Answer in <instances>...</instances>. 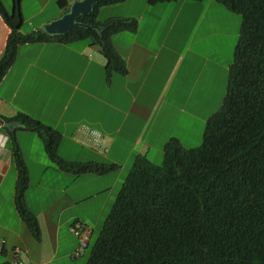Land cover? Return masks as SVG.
<instances>
[{
  "label": "crops",
  "instance_id": "0c3cea01",
  "mask_svg": "<svg viewBox=\"0 0 264 264\" xmlns=\"http://www.w3.org/2000/svg\"><path fill=\"white\" fill-rule=\"evenodd\" d=\"M45 1L26 8L21 0L22 27L30 29L21 31L23 34L44 30L80 0H65L66 7L58 4L48 13ZM127 1L103 5L97 16L102 8L119 7ZM181 1L147 2L138 14L134 11L97 20L137 21L136 31L112 37L125 64L124 75L108 73L107 59L87 41L81 45L77 44L80 41H49L19 46L13 65L0 82V115L13 118L22 113L58 132L57 153L66 162L115 165L116 169L104 175L61 171L48 159L36 133L18 130L16 142L28 175L24 204L38 223L35 238L16 207L18 172L10 139L0 126V264H13L15 247L24 251L26 264L74 263L80 234L71 228L78 225L87 235L83 254L97 225L108 215L103 216L101 206L113 205L137 157L160 164L170 139L183 140L179 142L187 149L201 144L206 121L220 108L224 96L219 98L221 90L204 93L198 89L203 72L212 63L195 46L197 24L190 32L189 19H182L181 11L187 4V8L197 9L201 3ZM0 3L6 9L4 0ZM9 33L0 15V56ZM229 65L224 66L226 74ZM81 125L102 134L106 152L83 142L77 132ZM182 127L181 135L186 137L178 139ZM193 138L196 142L189 144Z\"/></svg>",
  "mask_w": 264,
  "mask_h": 264
},
{
  "label": "trees",
  "instance_id": "16d2710c",
  "mask_svg": "<svg viewBox=\"0 0 264 264\" xmlns=\"http://www.w3.org/2000/svg\"><path fill=\"white\" fill-rule=\"evenodd\" d=\"M12 1L10 12L0 3V15L10 29L0 56V82L19 46L49 41H87L107 59L108 73H126L112 37L136 31L135 19L98 22L99 8L108 3H96L77 21L97 29L23 34L21 0ZM212 1L241 18L222 104L207 119L199 146L187 149L170 139L160 164L145 157L134 160L85 264H264V0ZM59 5L67 4L61 0ZM0 126L10 139L18 172L16 207L35 238L38 223L24 204L28 175L16 142L18 130L36 133L48 159L61 171L104 175L116 169L62 160L57 153L60 134L22 113L0 115Z\"/></svg>",
  "mask_w": 264,
  "mask_h": 264
},
{
  "label": "rangeland",
  "instance_id": "374dc122",
  "mask_svg": "<svg viewBox=\"0 0 264 264\" xmlns=\"http://www.w3.org/2000/svg\"><path fill=\"white\" fill-rule=\"evenodd\" d=\"M42 1L45 0H24V5H26V8H32L36 5L41 4ZM60 1L61 0H49L47 2L45 1L47 5L45 11L47 13L48 11L50 12L56 5L60 3ZM147 2L148 0H128L124 5H121L119 7L113 6L111 8H102L101 14L97 16V20H103L108 15H112L115 17L133 14L134 11L135 14H138L143 11V8L147 5ZM181 2L186 3L183 2V0ZM188 3L193 2L188 1ZM199 3H201L199 4L201 6H197V9L187 8V4L186 6H184V11H181L182 19H189L190 32H192V27L196 26L197 24L198 27L196 38L198 39V41L195 43V46L197 47V50L199 52H202L204 53V55L208 56L210 58V62L212 63L207 67L205 72H203L202 77L199 81L198 89L204 93L209 92V90H221L219 98L222 99L223 96H225L227 84V74L224 71V66L228 63H231L233 60V53L238 39L241 18L239 15L228 11L226 8H224V6L212 0H203ZM4 4L7 11H12V0H4ZM27 30H30L27 25H25L21 29V31L23 32H27ZM84 43L87 42L80 41L77 44L81 45ZM191 76L192 73L190 71L189 75H187L188 79H191ZM184 130L185 128L182 127L181 131L177 132L178 139L181 136L186 137L185 133L181 135ZM179 141L183 142V140L181 139H179ZM188 142L189 144L195 143L196 138L190 139ZM118 191L119 190H117V192ZM99 206H101V204H99ZM110 206L112 205L104 204L101 206L103 216L106 215V212H108L109 214L111 208ZM104 220L102 219L101 223H99V225H97V228L94 230V234L89 242L88 248L85 249V252L83 254L82 252L76 254V261L69 264H85L89 256L91 247L98 236Z\"/></svg>",
  "mask_w": 264,
  "mask_h": 264
},
{
  "label": "water",
  "instance_id": "95a60500",
  "mask_svg": "<svg viewBox=\"0 0 264 264\" xmlns=\"http://www.w3.org/2000/svg\"><path fill=\"white\" fill-rule=\"evenodd\" d=\"M113 0H80L74 2L67 13L59 19L52 21L44 27V32L48 35H63L76 27L94 28L97 26H88L79 23L77 20L80 16H86L91 13L92 7L96 3H110Z\"/></svg>",
  "mask_w": 264,
  "mask_h": 264
},
{
  "label": "built area",
  "instance_id": "2783aa9c",
  "mask_svg": "<svg viewBox=\"0 0 264 264\" xmlns=\"http://www.w3.org/2000/svg\"><path fill=\"white\" fill-rule=\"evenodd\" d=\"M78 136H80L90 148H92L95 151H102L106 152V149L103 147V137L102 134L87 126V125H81L78 127ZM71 231L74 232L75 234H80V244L78 246V250L76 254L79 252H82L84 247L86 246V241H87V235L79 229L78 225H74L71 228ZM83 233V234H82ZM3 244L0 242V252L2 251ZM12 263L13 264H26L25 260V255L24 251L19 248L15 247L12 251Z\"/></svg>",
  "mask_w": 264,
  "mask_h": 264
}]
</instances>
